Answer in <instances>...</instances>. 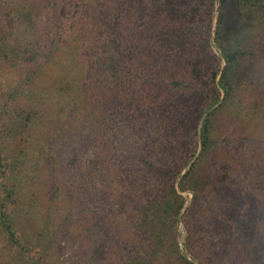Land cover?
Wrapping results in <instances>:
<instances>
[{
  "label": "trees",
  "instance_id": "obj_1",
  "mask_svg": "<svg viewBox=\"0 0 264 264\" xmlns=\"http://www.w3.org/2000/svg\"><path fill=\"white\" fill-rule=\"evenodd\" d=\"M263 17L264 0H0L5 252L20 264H264L225 207L239 143L216 135L244 56L261 55ZM58 172L88 220L90 243L69 262L50 260L59 238L40 212Z\"/></svg>",
  "mask_w": 264,
  "mask_h": 264
},
{
  "label": "rangeland",
  "instance_id": "obj_2",
  "mask_svg": "<svg viewBox=\"0 0 264 264\" xmlns=\"http://www.w3.org/2000/svg\"><path fill=\"white\" fill-rule=\"evenodd\" d=\"M123 25H127L126 20L122 21L120 26ZM213 25H215V19ZM260 27L256 29V33L263 32L258 40L261 43L258 47V52L261 55L256 58H251L248 54L244 56L240 69L243 71L244 77L239 86L235 87L234 93L228 99L229 101L227 100L224 110L218 117L219 125L216 129V135L220 136L222 140L226 141L228 138L236 137L239 143V150L235 151L236 157L241 160L236 163L237 173L223 186V190L228 192L227 194L224 191V195H234L233 198L227 200L225 207L228 210L227 213L237 210L235 214L237 218L236 228L245 231L242 232L244 236L241 238L243 250L251 251L249 256H254L259 261L264 259V17ZM126 43L127 41H124L123 44ZM168 48L163 49L165 52L157 48L154 50L159 53L163 51L161 55L163 67L166 70H171V67L174 65L179 67L181 63H177L173 58V63L166 64L169 57L172 56ZM213 49L217 52L215 46ZM11 75L10 71L0 69L1 86L5 84L6 79L12 77ZM80 77L84 83L87 74H84L83 71ZM222 95L224 96L223 92ZM230 147L232 145L226 144L225 147L221 148L220 153L224 156L223 159L227 158L228 161L231 160L233 152V150L227 151ZM72 191L75 192L74 186L70 181H64L60 172L54 178L49 179L47 192L44 191L43 198L47 199L49 211L46 210L48 204H43L40 212L43 216H51L49 229L51 231L56 229L59 238L51 252L54 254L52 255L53 258L50 259L52 261L59 259L61 262H69L74 259L75 252H81L90 243L87 238L86 240L83 238L88 220H81L72 212L71 202L75 200ZM42 192V189L38 191V201L42 200ZM183 196L186 198V203L178 216L177 232L180 248L186 251L184 248L186 231L183 223V212L189 205L192 195L189 192H184ZM30 222L29 225H32L35 230L41 228V220L36 222L30 220ZM38 222L39 226L37 225ZM125 223L126 221L123 219L122 226ZM226 247L229 248L227 245ZM219 248H225V245H220ZM187 257L192 259L189 254ZM192 260L198 264L196 260ZM214 262L215 260H212L209 264H217ZM0 264H20L5 252L4 240L1 239V235Z\"/></svg>",
  "mask_w": 264,
  "mask_h": 264
}]
</instances>
